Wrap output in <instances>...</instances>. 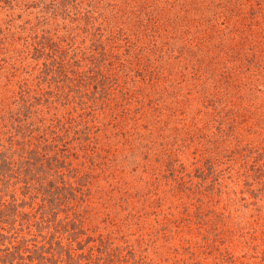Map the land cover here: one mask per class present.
Instances as JSON below:
<instances>
[{
  "label": "rangeland",
  "instance_id": "1",
  "mask_svg": "<svg viewBox=\"0 0 264 264\" xmlns=\"http://www.w3.org/2000/svg\"><path fill=\"white\" fill-rule=\"evenodd\" d=\"M4 155L0 264H264V0H0Z\"/></svg>",
  "mask_w": 264,
  "mask_h": 264
},
{
  "label": "trees",
  "instance_id": "2",
  "mask_svg": "<svg viewBox=\"0 0 264 264\" xmlns=\"http://www.w3.org/2000/svg\"><path fill=\"white\" fill-rule=\"evenodd\" d=\"M0 160L2 161L1 163L8 165L7 170H10L11 169V164L14 163L13 155H8V156L4 155L3 156V160H2V156H1ZM36 160L40 161L41 158H37ZM19 163L21 165L17 168V170L20 169L19 172H20V174H22V177H23L22 181H23V183L26 184V185H24V187L28 189V187L30 186L29 181L34 179L35 173L38 172L40 166L42 165V162H40L38 167L36 166V161H29L28 158L27 159L26 158L19 159ZM4 174H6V173L1 172V170H0V176H1L0 180H2L5 177ZM36 258L41 259V258H44V257L42 255H37ZM28 260L30 261V260H32V258L28 257ZM2 261H4V260L2 259ZM10 264H12V263H10Z\"/></svg>",
  "mask_w": 264,
  "mask_h": 264
}]
</instances>
